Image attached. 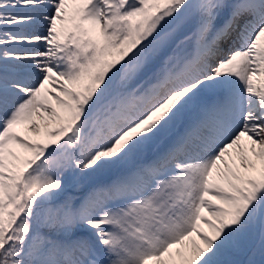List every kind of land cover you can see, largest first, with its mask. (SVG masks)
<instances>
[{
  "label": "snow or ice",
  "instance_id": "snow-or-ice-1",
  "mask_svg": "<svg viewBox=\"0 0 264 264\" xmlns=\"http://www.w3.org/2000/svg\"><path fill=\"white\" fill-rule=\"evenodd\" d=\"M0 264H264V0H0Z\"/></svg>",
  "mask_w": 264,
  "mask_h": 264
},
{
  "label": "trees",
  "instance_id": "trees-1",
  "mask_svg": "<svg viewBox=\"0 0 264 264\" xmlns=\"http://www.w3.org/2000/svg\"><path fill=\"white\" fill-rule=\"evenodd\" d=\"M33 138H36V137H33Z\"/></svg>",
  "mask_w": 264,
  "mask_h": 264
},
{
  "label": "rangeland",
  "instance_id": "rangeland-1",
  "mask_svg": "<svg viewBox=\"0 0 264 264\" xmlns=\"http://www.w3.org/2000/svg\"><path fill=\"white\" fill-rule=\"evenodd\" d=\"M37 138V137H36Z\"/></svg>",
  "mask_w": 264,
  "mask_h": 264
}]
</instances>
